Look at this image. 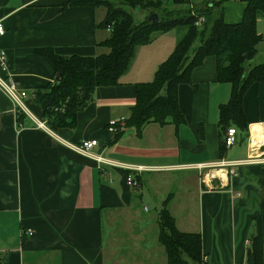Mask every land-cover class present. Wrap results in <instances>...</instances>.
<instances>
[{
    "label": "crops",
    "instance_id": "crops-1",
    "mask_svg": "<svg viewBox=\"0 0 264 264\" xmlns=\"http://www.w3.org/2000/svg\"><path fill=\"white\" fill-rule=\"evenodd\" d=\"M66 1L0 0L5 26L0 76L11 73L27 91L24 105L37 120L44 117L33 102V90L54 74L53 63L37 55V48L82 56L107 51L99 45L109 35V29L99 26L106 8L64 7ZM212 1H222L226 24L241 21L245 0H185L194 7ZM186 27L178 25L140 46L118 83L97 87L70 127L56 131L39 127L32 115L19 116L0 90V264H123L118 239L104 242L108 214L114 230L121 231L132 221L142 223L139 230L128 233L134 256L147 255V262L140 258L138 262L167 264L157 234L151 244L145 241L154 219L137 216L139 210L148 211L141 203L145 192L157 197L160 207L165 195L171 194L167 207L176 227L200 234L204 264H247L249 235L264 239V144L251 149L253 138L264 134V82L253 83L243 96L249 129L244 150L236 145L242 142L238 131L236 143L220 151L223 136L217 110L228 101L231 85L217 80L214 56L191 71L190 82L179 84L176 99L185 119L179 126L148 123L139 133L127 126L119 134L107 129L110 120H127L135 104L134 85L153 79L157 67L185 36ZM256 29L262 40L252 62L264 64L261 13ZM88 139L97 140L91 153L100 161L71 147ZM253 156L259 158L249 160ZM222 161L244 162L232 168L234 174L220 176L222 182L212 180L213 188H208L201 182L203 172ZM129 174L138 181L135 188L126 185ZM188 181L193 184L192 204L178 197ZM189 206L197 216L180 221L174 210Z\"/></svg>",
    "mask_w": 264,
    "mask_h": 264
},
{
    "label": "trees",
    "instance_id": "trees-1",
    "mask_svg": "<svg viewBox=\"0 0 264 264\" xmlns=\"http://www.w3.org/2000/svg\"><path fill=\"white\" fill-rule=\"evenodd\" d=\"M67 0L63 6L88 5L106 8L99 26L108 29V37L99 45L107 51L95 55H59L51 48H37V55L47 57L54 66V74L43 86L33 90V102L42 109L49 129L72 126L77 114L92 100L97 87L116 85L127 72L137 49L150 43L162 33L178 25L187 26L185 36L175 45L170 55L157 67L153 79L137 83L135 104L131 107L126 125L139 133L148 123L174 127L185 121L178 107V86L191 81V71L208 56L216 59L217 80L230 83L227 102L218 107L221 134L234 127L241 137H249L248 124L242 108L246 90L257 82H264V64H253L256 45L262 40L257 32V14L264 18V0H245L241 21L227 23L222 18V1H212L203 7L175 9L185 0ZM140 9L157 13L159 21L148 18L136 22L133 13L125 9ZM198 16L204 21L195 24ZM198 45L194 47V44ZM20 116V111H18ZM117 135H115V138ZM223 138V137H222ZM221 138L220 151L225 149ZM220 152V153H221ZM136 181V179H135ZM138 183V181H136ZM137 186V185H135ZM132 186V188H135ZM168 194L162 201L157 217V241L163 247L167 264H204L201 238L197 232L180 231L167 205ZM264 239L249 235L247 264H264Z\"/></svg>",
    "mask_w": 264,
    "mask_h": 264
},
{
    "label": "rangeland",
    "instance_id": "rangeland-1",
    "mask_svg": "<svg viewBox=\"0 0 264 264\" xmlns=\"http://www.w3.org/2000/svg\"><path fill=\"white\" fill-rule=\"evenodd\" d=\"M111 3H113L114 5H118V3H114L113 0H110ZM125 9L130 10L133 13L134 19L136 22H140L144 19V15H146V12L140 9H131L128 6H123ZM194 6H190L188 5V3H184L179 7H175V9H180V10H184V9H188V8H193ZM263 26V25H262ZM198 45V42H196L194 44V47ZM241 141L240 143H236V145L238 147H240V150H244L245 149V137H241ZM239 153V150H237ZM236 151V153H237ZM241 155H243V152L241 153ZM213 169V168H212ZM206 173L211 172L212 170H208L205 169ZM205 173V172H203ZM210 180L207 177V181ZM193 184L192 182H186L184 184V186L182 187V189L179 192V196L180 198H187V201L190 200L189 203L192 204V199H193ZM165 189V188H164ZM165 191V190H164ZM191 191V192H190ZM167 196V194L165 195ZM142 206L146 207L148 209L147 212L139 210V212L137 213V216L139 217V219H146V218H153L154 222H151L148 230L146 232L145 235V241L146 244H151L152 239H154V236H156L157 232H158V225H157V219L156 217H158V210L160 209V203L157 201V197H153V195H148L147 192L144 193L143 199L141 201ZM194 207H185V208H177L175 209V214L177 213L179 220H183L185 218H195L197 216V210H193ZM112 215H105V245L113 238L118 239V248H117V254L118 256L122 257L123 259V264H141L140 262H138L137 259H141L144 260L145 262H147L148 260L146 259L147 255L145 253L140 252L138 256H134L136 254H134L133 251V243L130 241V237L128 236V233H132L134 231L139 230V228H141L143 225L142 223H134L133 221L131 222L130 225L127 226H123V229L121 231L119 230H114L112 221H109L108 219L111 218ZM156 220V221H155ZM154 223V224H153ZM128 227V230H126L125 228ZM113 232V235H112ZM115 235V236H114ZM136 261V262H134Z\"/></svg>",
    "mask_w": 264,
    "mask_h": 264
},
{
    "label": "built area",
    "instance_id": "built-area-1",
    "mask_svg": "<svg viewBox=\"0 0 264 264\" xmlns=\"http://www.w3.org/2000/svg\"><path fill=\"white\" fill-rule=\"evenodd\" d=\"M2 21H3V19L0 17V38L5 34V26H4ZM203 21H204V18L202 16H200V17L198 16V19L196 20L195 24L199 27V25H201V23ZM108 29L110 30V27H108ZM0 59L2 60L3 57H1ZM4 63L5 62H3V60H2L1 64H4ZM4 67H2V68H4ZM0 90H2L3 92L6 93V95L10 98V100L14 104L15 109H17V111L32 115V113L24 105L25 104L24 100L28 96L27 91H25L23 88L20 87L19 83L17 82V80H15V78L13 77V75L11 73H9L5 78L0 76ZM33 118H35V117L33 116ZM36 122H37V125L39 127H42V128L47 127L48 128V126L46 125L45 119H43V120H37L36 119ZM126 127H127V125H126V121L124 119L110 120L108 122V125H107V129L112 134H119L120 132L124 131ZM236 136H237V130L234 127H228L225 130V132L223 133V138H222L225 148H229L230 146L235 144V142L237 140ZM96 143H97L96 139H88V140H83L82 142L78 143V145L77 144L71 145V147L79 153H82V154H85L88 156H94V158H96L97 160L100 161L102 159L100 156H95L93 153H91L93 147L95 145H97ZM263 144H264V141L260 142L256 146V148L261 149L263 147ZM252 148H254V147L251 146V149ZM261 153L264 154V150L261 151ZM257 158H259V156L258 157L253 156V157H250L249 160H255ZM243 162L244 161H225V162L222 161L221 163H219V166L215 165L212 167L209 166L207 168H209V169L213 168L212 171L213 170L223 171L226 175V178H227L228 175L234 174V169H232V168L238 164L243 163ZM203 168H205V167H203ZM136 169H140V168H136ZM199 169H202V167H199ZM212 171L208 172V173H206V172L203 173L202 177H201V182L206 183V186L208 188H213V186L209 185L210 183H212V180H214V179H218L219 181L223 180L221 177L213 176ZM207 177L210 180L207 181ZM126 182H127L126 185H129V186L137 185V182L134 180V178L130 174L127 175Z\"/></svg>",
    "mask_w": 264,
    "mask_h": 264
},
{
    "label": "bare ground",
    "instance_id": "bare-ground-1",
    "mask_svg": "<svg viewBox=\"0 0 264 264\" xmlns=\"http://www.w3.org/2000/svg\"><path fill=\"white\" fill-rule=\"evenodd\" d=\"M254 135H256V132H254V134L251 135V137L254 136ZM262 141H264V134L260 135L259 137L253 138L252 144H253L254 148H252V149H255L256 146ZM212 174H213V176H218V177L221 176L223 179H225V177H226L225 173L223 171H220V170H213Z\"/></svg>",
    "mask_w": 264,
    "mask_h": 264
},
{
    "label": "water",
    "instance_id": "water-1",
    "mask_svg": "<svg viewBox=\"0 0 264 264\" xmlns=\"http://www.w3.org/2000/svg\"><path fill=\"white\" fill-rule=\"evenodd\" d=\"M148 20L152 23H157L159 21V16L157 13H152L150 15H148Z\"/></svg>",
    "mask_w": 264,
    "mask_h": 264
}]
</instances>
